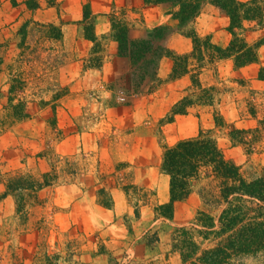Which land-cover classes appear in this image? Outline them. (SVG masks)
Masks as SVG:
<instances>
[{"label": "rangeland", "instance_id": "obj_1", "mask_svg": "<svg viewBox=\"0 0 264 264\" xmlns=\"http://www.w3.org/2000/svg\"><path fill=\"white\" fill-rule=\"evenodd\" d=\"M85 4L95 16L94 30L101 44L96 54H91L94 44L83 37L78 23ZM112 10L130 20L131 36L141 37L145 29L167 25L172 32L166 45L179 54L191 49V39L178 30L164 7L142 0H56L55 6L40 0L33 11L22 0H0L6 62L15 57L14 34L25 19L56 23L63 32L61 43L41 42L44 65L35 75H27L20 93L33 109L31 117L11 124L3 108L8 75L0 72V173L18 171L35 179L49 171L57 175L54 184L23 195L25 212L16 211L11 196L1 197L0 181V264H180L177 253L170 251L171 233L187 224L202 203L195 192L198 182L193 181L194 191L174 203L171 219L154 211L156 204L169 200V185L166 198L159 195L168 178L158 169L163 147L208 131L227 159L243 169L264 166V140L248 152L232 144L227 129L216 126L213 119L219 113L227 125H251L245 119L246 99L250 90L264 91V81L257 79L259 67L264 66V20L261 25L246 22L242 31L249 44H259L257 63L235 68L231 59L205 61L199 77L203 84L216 86L217 100L212 106H191L163 123L190 84V75L167 80L172 60L163 57L158 76L164 82L151 93H133L129 63L117 56L115 42L102 38L109 33L106 14ZM192 25L199 36L210 35L220 46L230 39L227 16L211 4L203 5ZM50 47L65 56L57 68L44 60ZM39 100L46 104L39 105ZM121 163L128 167L116 172ZM121 175L152 189L154 198L136 208L137 197L116 187ZM103 186L111 190L110 208L97 201L96 191ZM146 232L148 239L157 234L158 240L147 243ZM243 262L252 264L248 259Z\"/></svg>", "mask_w": 264, "mask_h": 264}, {"label": "trees", "instance_id": "obj_2", "mask_svg": "<svg viewBox=\"0 0 264 264\" xmlns=\"http://www.w3.org/2000/svg\"><path fill=\"white\" fill-rule=\"evenodd\" d=\"M50 6L56 0H46ZM146 5H160L179 26L178 30L191 39V49L185 53H176L165 43L172 30L167 25H156L145 29L141 37L131 36L134 28L130 20L123 14L112 10L108 14L109 33L104 39L116 43L118 57L129 63L132 76L129 80L133 93H151L164 80L158 76V68L163 57H170L172 66L167 80H175L190 75V84L184 94L168 111L163 123H170L176 115L187 112L191 106H212L219 94L215 85H205L200 80V73L205 61L216 63L222 59H231L235 68L257 63L259 44H249L242 35L245 23L254 21L261 25L264 20V0H142ZM29 10L40 7V0H22ZM215 6L228 18L227 32L230 39L225 46L212 41L210 35L199 36L193 28L195 19L204 4ZM82 35L94 45L91 54L101 49V44L94 30L95 16L88 4L83 6ZM15 57L6 62L7 44L0 39V72L7 71L5 98L3 108L11 119L29 118L33 109L29 101L20 95L27 84V75L37 72L44 65L41 42L49 40L61 43L63 32L61 26L53 22H39L31 18L25 19L15 31ZM34 40L35 45L31 44ZM32 45V46H31ZM50 55L44 60L52 68L64 62L62 50L50 47ZM56 51V54H53ZM95 59V58H92ZM26 67L29 68L26 72ZM257 79L264 81V66L259 67ZM241 83V82H238ZM58 93L54 94L56 98ZM45 105V100H39ZM245 115L251 122L248 127L227 125L223 117L217 113L213 117L214 124L226 128L225 133L234 145L243 146L248 152L255 151L264 140V91L250 90L246 99ZM128 164H118L115 171L123 170ZM53 169V164L51 170ZM160 172L168 177L169 200L158 203L154 211L161 217L171 219L173 205L186 199L193 190V181L198 182L195 190L201 200L199 208L192 219L185 225L176 226L170 239V251L177 253L180 264H264V166H250L243 169L234 161L227 159L216 140L208 131H200L195 136L182 138L172 145L164 146L158 164ZM113 175V173H112ZM56 174L46 172L41 179L29 174L15 171L0 173V181L4 185L2 198L11 196L16 204L17 212H25L23 195L35 193L46 186L54 184ZM121 175L116 187L125 195L136 196V208L148 203L155 192L138 186ZM114 187V188H116ZM97 201L105 208L113 205V197L109 187L97 189ZM141 202V204H139ZM138 214V210H135ZM151 244L158 240L147 238Z\"/></svg>", "mask_w": 264, "mask_h": 264}, {"label": "crops", "instance_id": "obj_3", "mask_svg": "<svg viewBox=\"0 0 264 264\" xmlns=\"http://www.w3.org/2000/svg\"><path fill=\"white\" fill-rule=\"evenodd\" d=\"M166 176V175H165ZM167 177V176H166ZM167 179L166 178V181H165V185L161 186L160 189H159V195L161 198H166L167 194H168V182H167ZM5 198V197H4ZM26 235H30L31 237H33V233H27L26 232ZM21 241V240H20Z\"/></svg>", "mask_w": 264, "mask_h": 264}]
</instances>
